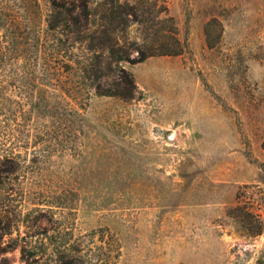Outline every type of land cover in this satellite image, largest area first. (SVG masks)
Wrapping results in <instances>:
<instances>
[{"label":"rangeland","instance_id":"rangeland-1","mask_svg":"<svg viewBox=\"0 0 264 264\" xmlns=\"http://www.w3.org/2000/svg\"><path fill=\"white\" fill-rule=\"evenodd\" d=\"M167 5L185 50L126 64L133 99L44 100L1 65L0 142L21 168L0 191V264H65L78 245L85 264L264 257V0Z\"/></svg>","mask_w":264,"mask_h":264},{"label":"trees","instance_id":"trees-1","mask_svg":"<svg viewBox=\"0 0 264 264\" xmlns=\"http://www.w3.org/2000/svg\"><path fill=\"white\" fill-rule=\"evenodd\" d=\"M184 50L167 0H0V67L24 68L32 89L37 83L42 86L39 95L44 100L50 90L73 103L92 93L133 99L137 88L126 64L178 56ZM113 68L118 76L106 73ZM80 115L79 108L71 106L57 116L60 128L76 131ZM20 163L19 154L8 152L0 142L3 194ZM39 250L23 247L24 261L38 260ZM69 252L61 255L62 263L68 258L65 264H85L79 245ZM256 264H264V257Z\"/></svg>","mask_w":264,"mask_h":264}]
</instances>
